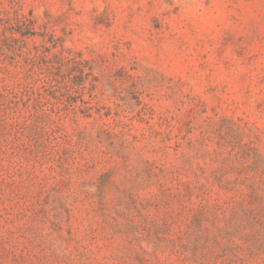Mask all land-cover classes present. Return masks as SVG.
<instances>
[{"label":"rangeland","instance_id":"374dc122","mask_svg":"<svg viewBox=\"0 0 264 264\" xmlns=\"http://www.w3.org/2000/svg\"><path fill=\"white\" fill-rule=\"evenodd\" d=\"M0 264H264V0H0Z\"/></svg>","mask_w":264,"mask_h":264}]
</instances>
